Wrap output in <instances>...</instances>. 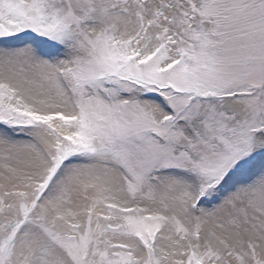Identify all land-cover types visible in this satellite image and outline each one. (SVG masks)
<instances>
[{
  "label": "snow or ice",
  "instance_id": "obj_1",
  "mask_svg": "<svg viewBox=\"0 0 264 264\" xmlns=\"http://www.w3.org/2000/svg\"><path fill=\"white\" fill-rule=\"evenodd\" d=\"M0 264H264V0H0Z\"/></svg>",
  "mask_w": 264,
  "mask_h": 264
}]
</instances>
